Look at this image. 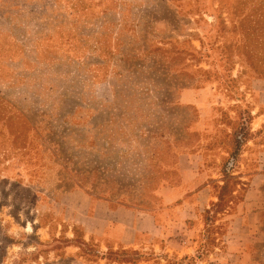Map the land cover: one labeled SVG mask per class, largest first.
Segmentation results:
<instances>
[{"label": "rangeland", "instance_id": "obj_1", "mask_svg": "<svg viewBox=\"0 0 264 264\" xmlns=\"http://www.w3.org/2000/svg\"><path fill=\"white\" fill-rule=\"evenodd\" d=\"M258 175L264 0H0V264H60L34 255L42 192L149 208L191 178L210 240ZM254 203L264 264V182Z\"/></svg>", "mask_w": 264, "mask_h": 264}, {"label": "crops", "instance_id": "obj_2", "mask_svg": "<svg viewBox=\"0 0 264 264\" xmlns=\"http://www.w3.org/2000/svg\"><path fill=\"white\" fill-rule=\"evenodd\" d=\"M262 177L255 176L246 199L222 215L221 233L210 240L202 236L198 207L205 205H192L207 199L208 188L192 185L191 178L163 190L162 205L149 208L80 188L42 192L37 195L34 255L60 264H252L249 248L260 235V206L254 199L261 194ZM192 214L196 219L189 225Z\"/></svg>", "mask_w": 264, "mask_h": 264}]
</instances>
